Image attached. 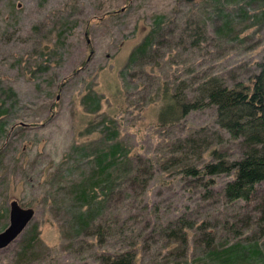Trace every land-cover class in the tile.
Wrapping results in <instances>:
<instances>
[{"label":"rangeland","instance_id":"374dc122","mask_svg":"<svg viewBox=\"0 0 264 264\" xmlns=\"http://www.w3.org/2000/svg\"><path fill=\"white\" fill-rule=\"evenodd\" d=\"M262 12L264 0H0V230L12 201L32 210L0 249V264H100V255L136 243L132 264H207L196 231L187 230L183 244L166 236L164 227L179 217L208 221L216 243L237 241L236 231L240 240L252 237L243 235V220L253 212L221 197L230 176H214L205 187L171 159H209L174 147L204 135L208 148L236 157L237 144L215 124L213 107L174 126L155 122L163 82L174 89L215 76L231 84L256 70L264 55ZM149 34L147 51L127 64ZM87 94L98 97L96 110L85 105ZM111 128L129 152L152 158L150 178L143 190L132 191L123 178L107 198L97 191L100 209L75 231V215L85 209L78 186L89 188L92 154ZM32 226L33 247L19 257V240Z\"/></svg>","mask_w":264,"mask_h":264},{"label":"trees","instance_id":"16d2710c","mask_svg":"<svg viewBox=\"0 0 264 264\" xmlns=\"http://www.w3.org/2000/svg\"><path fill=\"white\" fill-rule=\"evenodd\" d=\"M154 23L158 27L159 19ZM225 23L228 24V20ZM150 37L151 34L147 35L131 50L127 64L133 63L147 51ZM255 67L256 70L245 80L234 81L231 84H226L219 77L208 76L193 86L179 83L171 89L169 82L165 81L161 85L157 99L160 101L155 122L158 127L174 126L189 112L211 106L214 109L217 127L227 133L228 138L237 144L238 154L236 157L229 158L223 151L208 148L210 143L208 136H188L177 140L175 150L184 155L187 153L195 155L196 161L201 159L203 153L208 154L209 159L190 163L186 162L189 160L186 157L181 159L171 157L176 164L184 162L180 169L182 176L202 180L205 187L214 185V176L221 174L230 176L221 188V197L227 203L241 202L243 208H249L247 212L252 211L254 214L251 215L249 212L244 216V228H249V233L242 234L252 236H245L246 241L240 240L236 231L237 235L234 234V238H237V241L228 242V239L224 238L223 242L216 243L215 233L206 220L194 221L179 217L164 227L166 236L182 244L186 242L187 230L196 231L198 234L196 240L203 251V260L207 264L264 263V244L260 241L264 237V55ZM186 89L188 91H185ZM97 98H90L87 94L84 97L85 105L88 107V104H93L96 110ZM110 123L113 125V121ZM117 135V130L111 128L107 134L104 133L99 137L104 140L105 146L102 149H95L92 154L89 188L80 184L76 192V199L85 209L78 211L75 215L73 224L75 231L88 227L96 210L100 209L102 201L96 199L97 191L107 198L113 193L115 183L123 178L132 191L136 187L143 190L150 178L154 164L152 158L142 159L137 154H132L117 140ZM215 139L218 143L222 141L221 136L216 133ZM95 229H99V226H95ZM35 235V227L32 226L21 236L19 257L30 252L36 239ZM136 245L137 243L130 249L118 253L100 255L99 263L132 264L137 255Z\"/></svg>","mask_w":264,"mask_h":264},{"label":"water","instance_id":"95a60500","mask_svg":"<svg viewBox=\"0 0 264 264\" xmlns=\"http://www.w3.org/2000/svg\"><path fill=\"white\" fill-rule=\"evenodd\" d=\"M32 216L30 208H20L11 202L8 212V223L0 230V249L11 243L22 232Z\"/></svg>","mask_w":264,"mask_h":264}]
</instances>
